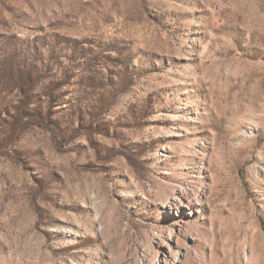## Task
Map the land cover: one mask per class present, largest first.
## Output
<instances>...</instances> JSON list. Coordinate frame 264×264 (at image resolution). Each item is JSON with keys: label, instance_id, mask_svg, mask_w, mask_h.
<instances>
[{"label": "rangeland", "instance_id": "obj_1", "mask_svg": "<svg viewBox=\"0 0 264 264\" xmlns=\"http://www.w3.org/2000/svg\"><path fill=\"white\" fill-rule=\"evenodd\" d=\"M0 264H264V0H0Z\"/></svg>", "mask_w": 264, "mask_h": 264}]
</instances>
